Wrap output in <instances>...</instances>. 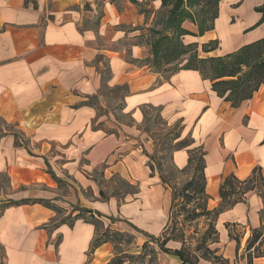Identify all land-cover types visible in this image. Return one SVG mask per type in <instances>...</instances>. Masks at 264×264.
<instances>
[{
  "label": "crops",
  "instance_id": "1",
  "mask_svg": "<svg viewBox=\"0 0 264 264\" xmlns=\"http://www.w3.org/2000/svg\"><path fill=\"white\" fill-rule=\"evenodd\" d=\"M136 1L147 14L129 0H0V177L7 181V191L0 192V263L108 264L113 258L111 243L89 251L95 233L91 224H50L56 213L36 203L5 207L9 200H54L55 180L48 171L76 182L78 192L63 201L107 217L119 213L149 236L162 232L170 194L158 173L151 174L138 143L149 145L138 129L148 109L157 110L167 124H179L180 139L189 136L191 148L205 151L208 209L219 205L218 189L227 176L244 180L258 167L264 178V84L233 108L197 70L178 69L165 78L151 71L146 62L151 57L148 29L161 1ZM263 3L219 0L211 28L201 34V21L208 24V5L194 8L190 13L195 20L181 24L187 34L180 41L195 45L201 59L234 53L264 38L262 14L256 11ZM196 9L206 16L200 22ZM213 42L215 49L203 51ZM103 85L122 88L121 109L133 126L103 128L90 102L100 99ZM171 161L182 169L186 150H174ZM99 168L105 177L119 173L139 185L142 200L121 208L113 199L101 200L90 175ZM42 187L50 194L26 192ZM87 188L88 198L80 194ZM262 208L261 198L248 193L217 216L213 251L226 264H247L244 245L261 226ZM134 242L129 253L139 254L145 240ZM172 244L166 247H179ZM156 252L157 264L181 263L176 256ZM251 264H264V257L253 258Z\"/></svg>",
  "mask_w": 264,
  "mask_h": 264
},
{
  "label": "trees",
  "instance_id": "2",
  "mask_svg": "<svg viewBox=\"0 0 264 264\" xmlns=\"http://www.w3.org/2000/svg\"><path fill=\"white\" fill-rule=\"evenodd\" d=\"M133 5L139 7L141 13L147 14V11L141 8V4L136 0H129ZM161 8L168 9L165 17L162 18V28L156 32H152L150 35V54L153 60H160L162 56L166 54L172 55L171 61L186 63L180 69H193L199 71V73L209 79L212 82V90L225 101L229 102L231 107L236 108L242 102L252 98L254 92H256L261 85L264 84V38L258 40L249 45L243 46L238 51L228 54L220 58H198L195 49V45H183L180 41L182 35H186L187 32L181 28V24L185 20L194 21L190 10L210 5L214 11L207 13L206 19L201 23L203 28H199V34L203 31L210 29L211 21L216 17L215 7L219 0H160ZM200 11V10H199ZM257 12L262 14L260 23L264 22V3L262 6L256 8ZM151 32V31H150ZM216 47V42L210 43L202 47L204 50H213ZM116 90H122L117 87ZM157 114L158 111L156 110ZM148 118L146 113L144 114V122H147ZM180 128V127H179ZM181 129V128H180ZM180 129L173 140L176 142L174 150H186L187 163L182 169H176L178 172H185L188 174L187 178L180 185L179 188L172 184L171 178L165 176L160 172L158 166L153 163V157L145 154L148 157V168L151 174L158 170V176L163 188L170 194V205L167 223L164 226L162 232L157 236H149L139 231L136 227L129 225L135 232L143 234L147 241L141 246L139 254H130L128 250H121V244L123 238L129 236V240L134 236L121 232L119 230H113L110 227L104 229L102 220H108L111 224L116 223L113 218L103 216L98 212H93L84 208H73L69 216V221H62L60 223H66L72 226L74 221L82 220L85 223L91 224L94 227L95 233L91 241L89 251H94L97 247L104 243H111L114 248L113 258L108 264H153L156 261V248L165 253L176 256L180 259L182 264H199L198 259L204 256L206 253L214 254L215 251L208 248L209 245L218 242V233L215 229V222L217 216L234 206L239 202H243L245 196L248 193H254L258 195L262 202L263 208L260 210V222L259 229L251 231V236L246 242L245 251L247 252V264H251L253 258L264 257V255L257 254L252 256L250 250L254 248L259 253L261 245H263V232H264V178L261 174V170L256 167L252 170L250 175L244 179L239 180L233 175L227 176L218 189V196L220 199L219 205L214 209L207 208L208 197L205 193L206 179L204 174L205 151L201 146L192 147L193 141L187 136L180 139ZM52 178L56 180L55 176L48 171ZM99 196L104 197L100 191ZM41 204L42 206L53 210L56 214H59V209L48 204L45 200L40 199H23L20 201L9 200L5 207L19 206L23 204ZM74 212V216H71ZM200 219H204L206 222L204 231L202 233H196L197 246L192 250H186L185 235L180 228L196 222ZM169 231V232H167ZM163 233V234H162ZM179 233V234H176ZM229 238L236 241V247L238 246V240L229 231ZM170 242L180 243L181 247L177 249L167 248V244ZM127 244L132 242L127 241ZM257 245V246H255ZM202 252L201 256H197V253Z\"/></svg>",
  "mask_w": 264,
  "mask_h": 264
},
{
  "label": "rangeland",
  "instance_id": "3",
  "mask_svg": "<svg viewBox=\"0 0 264 264\" xmlns=\"http://www.w3.org/2000/svg\"><path fill=\"white\" fill-rule=\"evenodd\" d=\"M168 9H160L158 12H156L154 18H153V24L152 27L148 29L149 35L152 34V32H156L162 28L161 20L163 17H165ZM208 13L212 12V7L208 6ZM195 18L197 22H200L202 19L206 18L205 14L199 10H195ZM151 31V32H150ZM151 39V37H150ZM168 52L164 56L160 58V60H153L152 57L149 58V61H146L153 72L159 73L162 77H167L171 72L176 71L180 69L184 64L178 61H171L172 55H168ZM106 73L104 72L103 78H106ZM100 99H95L90 101L92 105L95 106L97 109V119L100 118L101 124L103 128L106 130H115L117 128H121L123 126H133V122L128 114H125L122 112V104L120 102L121 99V91L116 89H111L105 85L101 88V91L99 93ZM147 115V122L142 123L140 126H138V129H140V133L143 136L144 142L149 145H146L143 147L142 144L139 143L141 146V153L147 154L149 156L153 157V163L154 165L162 172L165 176H168L171 178L172 184H175L176 188H179L182 182L185 181L188 174L185 172H178V168L174 166V164L171 161V155L175 148V142L173 140L174 136L179 133V124H167L162 117L157 114L156 110H146ZM49 167V166H48ZM49 170V168H47ZM158 173V170H155ZM92 181L95 182L99 192L101 191L104 195V197H100L99 193L98 196L103 201H108L109 199H113L117 203V207L121 208L123 205H126L127 203L133 201V200H142V196L140 194V186L136 185L134 183L129 182L127 179L122 178L119 173L112 174L111 176L108 175V177H105V172L103 169L99 168L98 170L93 171L91 174ZM125 177V176H124ZM57 181H54V191L53 194L55 195L54 200L46 199V202L48 204H51V206H54L55 208H58L59 214H55V218L52 220L50 224L57 225L60 224V222L64 221L68 222L70 213L72 212L73 208H79L78 203H69L67 201H63L62 197L70 195L73 196L78 190L76 189L75 185L76 182L72 181L71 179L60 177L57 178ZM7 188V181L5 178L0 177V192L4 191L6 192ZM25 191V190H22ZM34 191H43V193H47L48 190L45 188H38L36 190H26L27 194L34 193ZM50 194V192H48ZM83 194L86 198L89 197L90 189L87 188L86 192L80 191V194ZM50 196V195H49ZM33 199V198H31ZM58 203H55L53 201H58ZM167 208L169 206H166ZM71 216H74L71 215ZM113 218L115 221H117L114 224H111L107 219L102 220L104 229L106 227H110L113 230H121L124 233L131 234L134 236V238H137L138 242H141V240L147 241V238L141 234L135 232L129 224H131L128 220V218L124 217L121 214L112 215L109 216ZM206 222L204 219H200L196 222H192L190 224H186V226L180 228L181 231L184 232L185 235V246L186 250L192 251L197 246V235H195L197 232L202 233L204 231ZM51 226V225H50ZM169 232V231H167ZM148 233V232H147ZM155 233V232H154ZM264 233V232H263ZM150 234V233H148ZM163 234V233H162ZM179 234V233H176ZM154 236H157V234H151ZM161 235V234H160ZM130 241L131 244H135L134 240H129V236L123 238L122 244L120 249L121 250H130L133 248L131 244H127L126 242ZM263 245L260 247L259 253L252 248L250 250V254L252 256H256L257 254L264 255V236H263ZM173 242L169 243V246L174 247L172 244ZM175 243V242H174ZM240 243V241H239ZM179 247L181 245L180 243ZM257 246V245H255ZM246 247V242L244 245V248ZM210 250H214L215 245L211 244L208 246ZM203 251L197 253V256H201ZM243 253V252H242ZM236 259H238L236 257ZM199 264H226L225 261L222 259L221 255L218 253H206L204 256L198 259ZM2 264V263H0ZM153 264H157L156 261L153 262ZM177 264L179 261L177 260Z\"/></svg>",
  "mask_w": 264,
  "mask_h": 264
}]
</instances>
